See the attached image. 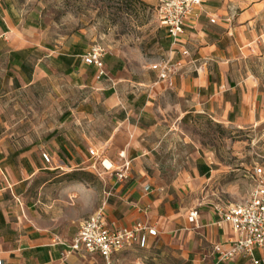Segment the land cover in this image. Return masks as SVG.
I'll list each match as a JSON object with an SVG mask.
<instances>
[{
	"label": "crops",
	"instance_id": "1",
	"mask_svg": "<svg viewBox=\"0 0 264 264\" xmlns=\"http://www.w3.org/2000/svg\"><path fill=\"white\" fill-rule=\"evenodd\" d=\"M237 8L203 0L175 44L166 33L156 62H182L169 86L153 62L115 51L103 55L97 78L81 59L85 42L56 47L37 21L26 26L0 0V264H103L67 245L105 195L109 226L155 231L115 253L114 264L123 252L149 248L170 250L183 264H250L218 262L212 250L236 238L216 206L243 202L251 188L236 203L207 198L232 196L234 186L214 184L222 169L182 127L195 117L236 127L264 120V85L250 70L264 56V0ZM124 161L128 175L118 182ZM254 257L264 259V248Z\"/></svg>",
	"mask_w": 264,
	"mask_h": 264
},
{
	"label": "rangeland",
	"instance_id": "2",
	"mask_svg": "<svg viewBox=\"0 0 264 264\" xmlns=\"http://www.w3.org/2000/svg\"><path fill=\"white\" fill-rule=\"evenodd\" d=\"M18 18L25 25L37 21L41 36L56 47L80 39L89 48L100 45L106 52L115 51L128 59H159L160 43L166 35L157 18V8L164 0H10ZM257 0H228L237 5ZM251 72L264 85V56L250 61ZM187 140L207 150L221 168L214 184L234 186V194H213L220 204L242 201L253 180L252 169H264V120L236 127L195 117L182 125ZM170 250L131 249L118 255L115 264H183Z\"/></svg>",
	"mask_w": 264,
	"mask_h": 264
},
{
	"label": "built area",
	"instance_id": "3",
	"mask_svg": "<svg viewBox=\"0 0 264 264\" xmlns=\"http://www.w3.org/2000/svg\"><path fill=\"white\" fill-rule=\"evenodd\" d=\"M203 0H164L157 8L159 24L165 28L172 43L177 42L183 31L185 21L191 15L194 7L201 5ZM235 13V10H233ZM213 20H211L212 22ZM106 51L100 45H93L81 56L84 63L93 65L97 70V78L104 74L102 57ZM188 55V51L181 53ZM182 62H172L171 59H161L150 66L156 72L157 80L171 86L173 77L181 69ZM90 156L98 158V155L89 150ZM120 157L121 154L119 155ZM45 163L50 162L46 153H41ZM102 166L103 162H101ZM106 170L109 168H106ZM129 162L115 170L118 182L127 178ZM250 178L253 185L247 198L240 203L228 207L216 206L215 210L220 216L221 222H228L236 238L228 245L217 244L213 247L218 262H228L236 258L249 261L250 264H264V259H256L254 250L264 248V169L256 166L252 169ZM105 195L98 208L78 224V230L71 242L67 245L68 253L84 252L97 254L103 264H114L115 253L132 247L137 243H144V234L154 235L155 231L142 223H135L131 228H114L107 224L104 216L106 204ZM196 213H191L188 218L193 221Z\"/></svg>",
	"mask_w": 264,
	"mask_h": 264
},
{
	"label": "trees",
	"instance_id": "4",
	"mask_svg": "<svg viewBox=\"0 0 264 264\" xmlns=\"http://www.w3.org/2000/svg\"><path fill=\"white\" fill-rule=\"evenodd\" d=\"M76 174H80L79 172H74V173H72V174H69V176H75Z\"/></svg>",
	"mask_w": 264,
	"mask_h": 264
},
{
	"label": "bare ground",
	"instance_id": "5",
	"mask_svg": "<svg viewBox=\"0 0 264 264\" xmlns=\"http://www.w3.org/2000/svg\"><path fill=\"white\" fill-rule=\"evenodd\" d=\"M108 165V164H107Z\"/></svg>",
	"mask_w": 264,
	"mask_h": 264
}]
</instances>
